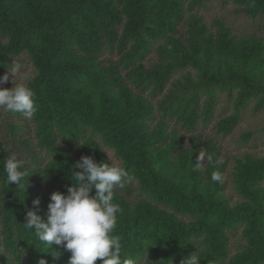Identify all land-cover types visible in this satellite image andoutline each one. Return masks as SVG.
Instances as JSON below:
<instances>
[{"label":"trees","instance_id":"obj_1","mask_svg":"<svg viewBox=\"0 0 264 264\" xmlns=\"http://www.w3.org/2000/svg\"><path fill=\"white\" fill-rule=\"evenodd\" d=\"M204 1L0 0V73L26 53L36 104L31 118L7 111L30 120L24 152L0 141V264H68L69 252L25 227L26 212L38 197L34 210L46 221L51 194H67L82 156L114 166L106 149L129 174L113 199L122 264H180L190 254L200 264H264V155L234 159L232 202L219 146L201 135L184 142L181 131L212 120L220 91L233 111L216 121L219 133L232 131L249 101L264 107V38L235 34L220 19L210 29L193 12ZM226 1L252 18L264 13V0ZM201 148L213 161L197 168ZM13 155L29 175L25 189L7 183Z\"/></svg>","mask_w":264,"mask_h":264},{"label":"clouds","instance_id":"obj_2","mask_svg":"<svg viewBox=\"0 0 264 264\" xmlns=\"http://www.w3.org/2000/svg\"><path fill=\"white\" fill-rule=\"evenodd\" d=\"M7 71L0 75V108L8 112L21 113L31 118L36 112L34 91L23 83L14 84L20 74L22 65L12 60ZM11 88L3 87L8 81ZM195 165L199 168L206 160L211 163L212 155L199 153ZM24 162L16 156L9 157L4 164V171L9 185L25 189L23 171ZM67 194L54 191L48 204V215L45 221L34 210L38 208L40 199L32 201V208L26 212L25 227L34 230L38 241L52 246H62L70 253L68 264H122L121 241L114 235L117 226V214L122 211L119 204L113 203L114 188L123 187L129 174L125 168L96 162L91 156H82L74 166ZM213 182H221L222 175L218 171L211 174ZM95 189V195H91ZM38 264H48L44 258ZM180 264H200V257L190 254Z\"/></svg>","mask_w":264,"mask_h":264},{"label":"rangeland","instance_id":"obj_3","mask_svg":"<svg viewBox=\"0 0 264 264\" xmlns=\"http://www.w3.org/2000/svg\"><path fill=\"white\" fill-rule=\"evenodd\" d=\"M193 12L200 15L203 21L210 29L215 28V21L222 20L228 25L235 34L250 35L255 34L264 38V13L252 18L244 12L239 11V6L233 1L226 0H206L201 6L195 7ZM186 27L185 22H182L180 29ZM106 56L114 59V53L105 52ZM156 59V50L152 48L150 54L146 58V63H150ZM15 62L22 65L20 74L14 79L13 83H26V79L34 71L30 59L26 53H21L12 58ZM12 62V61H11ZM11 66V65H10ZM7 70L0 75H3ZM179 72H176L173 77H178ZM13 86L11 80L3 85V87L11 88ZM232 99L229 98L226 92L220 91L216 94V107L213 113L212 120L207 123H199L196 130L189 132L183 131L184 142L189 136L201 135L209 137L215 144L219 146L220 158L226 160V171L223 177L225 185V193L230 196L231 201L239 199L233 185L232 170L234 159L241 157L243 154L264 155V107L260 110L254 108V101L251 100L247 106L241 111L240 119L232 131L228 134H222L216 131L215 123L221 117L230 114L233 111ZM23 120L13 114L7 113V110L0 108V141L5 147L20 149L19 152H24L25 147L21 146L20 139L25 136H33L31 133L32 125L30 120ZM9 123L16 125L13 132L10 131ZM108 157L114 166H119V160L114 156L112 150L106 149ZM203 153V149L201 148ZM200 152V153H201ZM42 156H46L41 152ZM136 188L131 186L128 195L136 196ZM238 241H241L240 230L237 229L234 235L231 234V251H235Z\"/></svg>","mask_w":264,"mask_h":264}]
</instances>
